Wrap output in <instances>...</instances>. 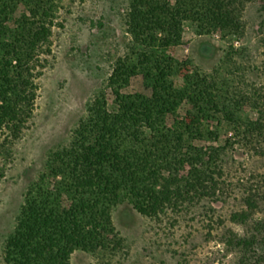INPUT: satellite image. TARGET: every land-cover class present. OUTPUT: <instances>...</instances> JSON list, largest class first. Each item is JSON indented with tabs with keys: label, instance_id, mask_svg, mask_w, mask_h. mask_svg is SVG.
<instances>
[{
	"label": "trees",
	"instance_id": "trees-1",
	"mask_svg": "<svg viewBox=\"0 0 264 264\" xmlns=\"http://www.w3.org/2000/svg\"><path fill=\"white\" fill-rule=\"evenodd\" d=\"M260 1L129 0L127 25L139 42L152 43L162 33L179 35L186 23L202 35L217 29L223 37L244 36L245 7ZM50 2L0 0V139L4 131L17 132L20 122L33 115V71L52 35ZM260 44L264 49V34ZM140 58L142 67L130 58L115 64L109 78L111 105L97 97L73 141L56 153L50 170L61 181L26 191L4 246L6 264H72L78 250L123 248L112 211L124 202L170 227L182 219L208 232L221 230L230 264H264V172L235 169L223 158L232 151L264 160V84L242 76L241 85L251 90L236 91L212 76L183 75L178 82L170 79L167 59L146 51ZM187 64H182L186 72ZM140 71L151 81V95L123 93ZM184 104L200 115L198 122L181 119ZM245 106L259 113L257 119L243 118ZM224 122L235 137L220 145L218 128ZM172 165L188 166L182 185L155 189L144 183L147 173ZM88 177L90 185L82 182ZM257 212L263 214L259 220L254 218ZM227 223L247 231L238 235Z\"/></svg>",
	"mask_w": 264,
	"mask_h": 264
},
{
	"label": "rangeland",
	"instance_id": "rangeland-1",
	"mask_svg": "<svg viewBox=\"0 0 264 264\" xmlns=\"http://www.w3.org/2000/svg\"><path fill=\"white\" fill-rule=\"evenodd\" d=\"M49 1L53 7V28L33 71L37 85L33 115L20 122L17 132L4 131L0 139V264H6L4 246L17 225L26 191L37 185L52 187L61 181L50 170L56 153L73 141L75 130L97 97L106 98L111 105L114 95L109 78L119 60L130 58L142 67L144 58L140 57L146 51L167 59L166 68L173 73L170 79L178 82L183 75L206 80L212 76L236 91L251 90L241 85L242 76L258 86L264 84V49L260 44L264 34V0L245 7L244 36L223 37L217 29L202 35L186 23L181 34L162 33L152 43L148 39L137 41L128 28L129 0ZM22 16L26 20L29 13ZM184 63H188V72L182 66ZM150 85V79L140 71L122 92L149 96ZM179 113L183 121L201 119L185 104ZM258 114L251 106H245L242 112L245 120L257 119ZM212 128H217L216 124ZM218 129L220 145L234 139L230 124L224 122ZM223 158L235 169L264 172L262 159L232 151ZM204 159L207 155L201 163ZM188 170L186 165L153 170L144 175V183L155 189L175 188L185 182ZM82 182L90 185L91 179L83 178ZM262 216L257 212L254 218L259 220ZM112 222L124 247L96 252L78 250L71 258L72 264H230L232 259L220 238L221 230L208 232L201 225L182 219L170 227L167 222L141 215L128 202L113 206ZM226 226L238 235L247 231L234 223ZM107 236L112 238L111 234Z\"/></svg>",
	"mask_w": 264,
	"mask_h": 264
}]
</instances>
